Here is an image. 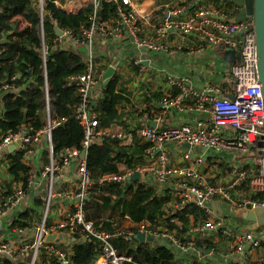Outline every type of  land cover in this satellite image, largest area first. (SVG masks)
Returning <instances> with one entry per match:
<instances>
[{
	"label": "built area",
	"instance_id": "2783aa9c",
	"mask_svg": "<svg viewBox=\"0 0 264 264\" xmlns=\"http://www.w3.org/2000/svg\"><path fill=\"white\" fill-rule=\"evenodd\" d=\"M182 4L179 9L169 13L166 18L157 26L152 37L145 35L142 25L143 19L137 12L133 0H65L63 3L56 1V5L67 12L76 13L87 4H92L96 9L101 3H117L116 27L108 28L105 24L95 27V16L90 20L93 26L84 30V39L80 40L72 32L63 30L75 43L83 42L92 45L96 36L117 37L121 32H127L132 38L136 47L148 51H169L165 41L170 34H178L182 37L197 38L202 44H211L224 49L230 48L241 53L243 64L233 67V77L236 80L233 92L234 100H231L219 88H205L195 90L187 86L185 80L172 82L177 87L178 92L173 96H165L162 104L167 108H181L183 104L193 99L195 110L209 116V120L198 121L196 124H183L170 127H147L140 130V135L152 146L147 150L149 159L144 168H139L137 172H147L152 174L155 181L161 185L174 182L177 188V198L172 202L167 212L168 223L172 229L164 227L160 230L162 236L168 238L172 243V248L194 251L199 250L198 237L207 236L221 227V223L208 219L195 227L187 230L178 214L188 205L195 204L206 210V204L218 197L233 206L234 209L251 210L264 205L263 202L254 200L252 195L257 192H264V94L260 84L256 80L255 62V34L254 23L248 20L242 23L229 22V14L224 10L199 7L193 8L196 0H174ZM232 4V3H231ZM233 13L237 12L234 4L231 6ZM45 12V0H39V13L43 18ZM147 19V18H146ZM55 26V27H56ZM63 36L58 37L56 41ZM44 38V33L42 32ZM1 54V51H0ZM43 61L47 60L45 47L42 52ZM95 61L90 59L86 65V70L82 74L72 76L70 84L76 86L80 95V103L77 106L76 120L84 127L85 136L82 141L86 156L81 157L82 151L79 148H67L61 155L60 163L53 157L52 130L60 122L50 120V102L47 90V126L36 133L29 130H20L16 133H8L1 137L0 152L8 150L15 145L20 150L29 151L33 144L40 142L47 134L49 143L50 163L46 166L45 173L49 178V194L47 199V211L50 207L54 194V182L63 171V167L70 164V161H78V173L80 183L75 197L78 204L66 219L58 224L49 227L46 224V215L43 222L37 226L35 240L24 245L23 252L29 253L30 264H36L39 259L40 250H46L50 257H53L58 264H72L70 248H63L52 243H46V237L55 232H73L81 226L88 238L95 239L102 252L101 258L104 264H135L133 257L118 252L112 244V235L96 226L93 222L87 221L84 212V201L88 191L93 184L91 174L87 168V149L98 139L124 141L125 136L121 132H115L100 127L97 114L91 109L94 87L98 82ZM5 91L15 89L13 86L5 85ZM25 112V109L23 110ZM30 132V133H29ZM263 143V146H260ZM169 144L205 148L222 154L232 156L239 160L231 166L230 174L232 179L228 183L207 185L203 175L194 166H202L205 160L201 156H193L186 152L183 154V161L188 165H183L172 161L169 155ZM253 152V160L256 168H249V159L241 161L239 157ZM127 174H110L102 177V185L111 183H121L132 176ZM20 188L4 201L0 202V217L19 202L26 194ZM192 229V230H191ZM190 230L194 237L190 236ZM195 235L197 237H195ZM238 242L250 243L252 249L264 246V236H256L254 233L242 234L238 237ZM243 246H239L241 251ZM0 254L15 259V252L8 246L0 248ZM96 264V263H95ZM137 264V263H136ZM262 264H264V259Z\"/></svg>",
	"mask_w": 264,
	"mask_h": 264
},
{
	"label": "crops",
	"instance_id": "0c3cea01",
	"mask_svg": "<svg viewBox=\"0 0 264 264\" xmlns=\"http://www.w3.org/2000/svg\"><path fill=\"white\" fill-rule=\"evenodd\" d=\"M133 2L143 19L144 33L150 37L164 18L179 9L182 4L180 1L175 2L174 0H133ZM58 4L60 3L58 2ZM194 4L193 8L195 9L205 7L225 10L229 14V19L236 15L231 10L232 4L226 0H196ZM116 18L110 21L111 24L105 25L108 28H115ZM20 20L22 27L25 26L27 22L23 18ZM54 42H57L56 45L60 48L71 50L81 56L85 65L91 58L95 61L98 82L94 87L92 103L95 104L101 100L111 80L115 76L118 78L119 88L124 90L122 93L124 100L118 104L120 115L118 123L108 129L124 134L125 139L120 142L124 146L146 143L147 141L139 132L150 127L151 122H155L156 127L160 128L196 124L198 121L210 119L206 114L195 110L193 99L186 101L181 108L165 107L162 104L165 96H173L178 92L172 82L185 80L187 86L195 90H203L207 87L219 88L227 97L235 90L236 80L233 77L235 65L225 59V49L207 43L202 44L195 37L186 38L178 34H170L165 41L169 48V51L166 52L141 50L124 31L119 34V38L96 36L92 45L83 42L75 43L68 36H63ZM110 67H113L115 71L105 79L104 76ZM3 108L0 96V113ZM101 141L103 140H97L98 143ZM166 149H168L173 162L183 165H188L182 159L186 152L191 153L194 157H203L205 163L202 166L194 167L201 172L207 185L228 183L232 179L231 166L239 161L230 155L200 147L187 148L169 144ZM19 151L20 149L15 147L12 151L8 149L0 152V202L6 199L3 197L5 193L13 194L21 188L22 181H19L11 173L14 155ZM61 155L55 159L59 163L62 161ZM245 157L249 159V168H256L252 159L253 152L246 154ZM47 159L50 161L49 143L43 137L40 142L33 144L21 159V162L31 169L29 190L19 202L0 217V248L8 246L15 252L17 256L15 261H21L25 256L29 257V253L23 252L22 249L24 245L35 240L36 228L45 219L49 194V178L45 173L48 165ZM148 159L149 153L146 151L143 164L138 165L135 170H129L125 164H119L120 174L137 172L139 168H144L147 165ZM77 165V160L70 161L69 165L63 167V171L54 182V194L46 215V224L49 227L66 219L70 213L75 211L79 203L75 197L80 183ZM19 174L21 178L26 177V173L22 171ZM141 174L142 178L139 181L127 178L126 181L118 184L125 188L132 185L134 189L140 184L156 189L158 195H170L171 201L167 204L168 212L172 202L177 198V188L174 182L161 185L155 181L152 174L144 171ZM132 182L134 184H131ZM206 210L207 220L212 219L220 222L221 227L219 230L211 232L207 238H197L198 242L202 243L201 247L204 251L177 250L173 247L180 264H262L264 246L252 249L250 243L243 242L241 244L237 239L246 232L264 236V227L254 229L252 222L232 215L233 206L218 197L206 204ZM27 213L30 214L26 219L28 225L24 228L14 226V223L19 220L24 223L23 217ZM187 217L189 222L186 225L187 230L206 221L202 217L196 218L191 214H188ZM165 218L167 215L159 219L157 225H151L146 221L133 220L127 215L114 216L101 220L99 226L112 235L111 240L113 243L116 242L112 244L118 252L126 254L129 250L144 243H157L172 248L171 241L162 236L160 232L164 227H169ZM107 224L110 225L113 232L105 228ZM191 230L190 236L194 237ZM140 232H145L147 235V239L143 243L135 238ZM54 234L60 235L52 243L56 246L71 249L73 243L76 242L73 235L65 231ZM81 236L80 241L88 239L84 233H81ZM148 237H153L154 241H149ZM195 237L197 236L195 235ZM241 245L243 248L240 251L239 246ZM102 261L99 259L96 264H100ZM37 264H47V262L45 263L39 258Z\"/></svg>",
	"mask_w": 264,
	"mask_h": 264
},
{
	"label": "trees",
	"instance_id": "16d2710c",
	"mask_svg": "<svg viewBox=\"0 0 264 264\" xmlns=\"http://www.w3.org/2000/svg\"><path fill=\"white\" fill-rule=\"evenodd\" d=\"M56 1L63 3L65 0H45V12L41 18L39 0H0V40L2 41H0V96L4 107L0 113V141L1 137L8 133H16L20 130L36 133L47 126L46 89L48 88L50 120L60 122L52 130L55 159L67 148L84 150L82 141L85 130L75 118L81 98L76 86L70 84V78L86 70L81 56L56 45L57 42L54 41L58 36L54 29L55 25L72 32L82 40L84 30L93 26L90 20L92 16H95V27L102 24L109 25L110 21L117 17L118 10L117 3L103 2L96 12L94 5L87 4L76 13H70L58 7ZM20 18L27 22L23 27ZM44 47L47 51L46 62L42 58ZM5 85L13 86L15 89L7 92L4 89ZM123 91L119 88V81L115 76L106 87L104 97L95 104L91 102V109L97 114L101 128L108 129L118 123L120 119L118 104L124 100ZM150 147L151 144L148 142L124 146L120 141L108 138L90 145L87 149V168L93 184L84 201L87 221L99 226L100 221L106 217L127 215L133 220L157 225L159 219L167 215V204L171 201V196L168 194L158 195L156 189L140 184L134 189L132 185L125 188L118 183L106 185L100 183V179L106 175L120 174L121 163L129 170H135L138 165L143 164L145 152ZM25 153V150H20L14 155L11 173L22 181L21 188L27 192L30 188L31 169L21 162ZM46 163H50L49 159ZM21 171L26 173V177H20ZM11 195L12 193L8 192L3 197L7 198ZM252 198L264 203V192L253 194ZM188 214L196 218L202 217L203 220H207L208 217L201 207L190 204L178 214L185 226L189 223ZM29 215V213L24 215V223L19 220L14 226L26 227L28 225L26 219ZM165 221L172 229L173 226L168 223V218H165ZM105 228L113 232L110 225L107 224ZM81 233H84L83 228L79 226L72 234L76 239L71 247L72 264H95L102 255L100 245L95 239L88 237L85 241H80ZM111 241L113 243V240ZM201 246L202 243L198 242V247ZM126 255L132 256L135 264H180L173 248L157 243H144L129 250ZM39 258L47 264H58L44 249L40 250ZM22 259L15 261L9 256L0 254V264H30L28 256Z\"/></svg>",
	"mask_w": 264,
	"mask_h": 264
},
{
	"label": "water",
	"instance_id": "95a60500",
	"mask_svg": "<svg viewBox=\"0 0 264 264\" xmlns=\"http://www.w3.org/2000/svg\"><path fill=\"white\" fill-rule=\"evenodd\" d=\"M234 4L237 8L236 15L229 19L231 23H242L248 20H252L254 23V34H255V49H256V62H255V75L256 80L260 84L263 94H264V0H226ZM58 37L63 36L64 32L59 29L57 26L54 28ZM225 59L236 65H242V55L240 52H237L234 49L227 48L225 49ZM114 68L110 67L105 74L104 78L110 77L114 73ZM228 98L234 100L232 94L228 95ZM152 127H156L155 122H151ZM45 139H48L46 134ZM260 146H263V143H260ZM15 145L9 147V150L12 151L15 149ZM185 147L191 148L190 144H185ZM86 156V151L83 150L81 157ZM142 178L141 172H135L132 176L128 177V180L139 181ZM85 200L87 197L84 198ZM232 215L239 217L243 220L253 223L254 229H260L264 227V205H261L257 208L246 210V209H234ZM59 234H50L46 237V243H53L59 237ZM145 232L138 233L135 238L140 242H145L146 238ZM149 241H154L153 237H148ZM199 251H204L202 247L199 248ZM206 253H209L206 251ZM103 260L100 258V261Z\"/></svg>",
	"mask_w": 264,
	"mask_h": 264
},
{
	"label": "rangeland",
	"instance_id": "374dc122",
	"mask_svg": "<svg viewBox=\"0 0 264 264\" xmlns=\"http://www.w3.org/2000/svg\"><path fill=\"white\" fill-rule=\"evenodd\" d=\"M247 158H248V157H245V156H244V157L241 158V161H243V160H245V159H247ZM238 159H240V157H239ZM100 264H101V262H100Z\"/></svg>",
	"mask_w": 264,
	"mask_h": 264
},
{
	"label": "bare ground",
	"instance_id": "6f19581e",
	"mask_svg": "<svg viewBox=\"0 0 264 264\" xmlns=\"http://www.w3.org/2000/svg\"><path fill=\"white\" fill-rule=\"evenodd\" d=\"M102 261V260H101Z\"/></svg>",
	"mask_w": 264,
	"mask_h": 264
}]
</instances>
